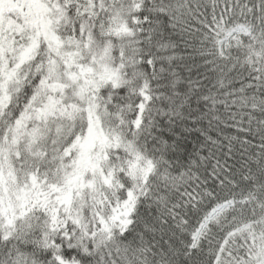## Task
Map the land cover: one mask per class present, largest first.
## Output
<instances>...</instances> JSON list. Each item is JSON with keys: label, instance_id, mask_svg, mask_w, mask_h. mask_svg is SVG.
<instances>
[{"label": "snow or ice", "instance_id": "obj_1", "mask_svg": "<svg viewBox=\"0 0 264 264\" xmlns=\"http://www.w3.org/2000/svg\"><path fill=\"white\" fill-rule=\"evenodd\" d=\"M0 264H264V0H0Z\"/></svg>", "mask_w": 264, "mask_h": 264}]
</instances>
